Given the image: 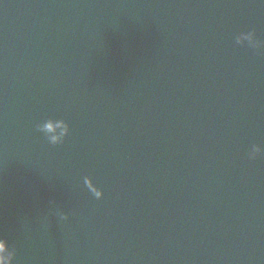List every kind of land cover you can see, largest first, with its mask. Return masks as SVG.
<instances>
[{
	"label": "water",
	"instance_id": "obj_1",
	"mask_svg": "<svg viewBox=\"0 0 264 264\" xmlns=\"http://www.w3.org/2000/svg\"><path fill=\"white\" fill-rule=\"evenodd\" d=\"M242 31L260 45L238 43ZM61 121L69 134L52 145ZM253 144L264 0H0L12 264H264Z\"/></svg>",
	"mask_w": 264,
	"mask_h": 264
},
{
	"label": "clouds",
	"instance_id": "obj_2",
	"mask_svg": "<svg viewBox=\"0 0 264 264\" xmlns=\"http://www.w3.org/2000/svg\"><path fill=\"white\" fill-rule=\"evenodd\" d=\"M238 43H243L244 41L249 42V44H252L253 46H259L261 42L256 41L254 37L253 32L248 31H242L240 32L237 37ZM61 133L58 136H49V143L52 145H58L63 143L64 137L69 134L70 128L69 125L61 121ZM51 125L49 123H43V124H37L36 128L38 131L47 132ZM264 151V148H262L259 144H253L250 148V156L255 157L256 154ZM87 187L90 190V192L97 198L100 199L103 197L104 193L103 190L98 188L91 180V178H86ZM61 220H67L68 215L66 213H58ZM14 251L10 250L8 247V243L4 239H0V264H12V259L14 256Z\"/></svg>",
	"mask_w": 264,
	"mask_h": 264
}]
</instances>
